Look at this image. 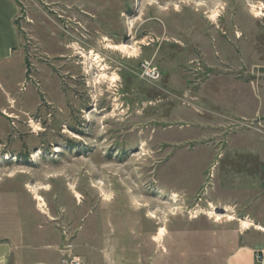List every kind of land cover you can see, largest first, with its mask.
<instances>
[{"label": "rangeland", "instance_id": "rangeland-1", "mask_svg": "<svg viewBox=\"0 0 264 264\" xmlns=\"http://www.w3.org/2000/svg\"><path fill=\"white\" fill-rule=\"evenodd\" d=\"M14 1L0 241L58 240L67 264H224L264 244V117L218 98L242 84L264 103V0Z\"/></svg>", "mask_w": 264, "mask_h": 264}, {"label": "crops", "instance_id": "crops-1", "mask_svg": "<svg viewBox=\"0 0 264 264\" xmlns=\"http://www.w3.org/2000/svg\"><path fill=\"white\" fill-rule=\"evenodd\" d=\"M17 16L18 5L14 0H0V84L4 86L8 75L12 73L10 66L20 59L21 42L16 26ZM228 88L231 91L229 97L223 92L218 95L219 103L225 109V116L245 120L264 117V103L260 102L259 95L249 85H231ZM227 99L235 100L239 105L229 107ZM252 99L256 100L255 108L249 110ZM260 124L264 129V124ZM59 246L58 240L21 244L4 239L0 241V264H62ZM257 256L260 257L259 260ZM224 264H264V244L246 240L229 253Z\"/></svg>", "mask_w": 264, "mask_h": 264}, {"label": "bare ground", "instance_id": "bare-ground-1", "mask_svg": "<svg viewBox=\"0 0 264 264\" xmlns=\"http://www.w3.org/2000/svg\"><path fill=\"white\" fill-rule=\"evenodd\" d=\"M249 7H250L253 11H254V9L256 8V6L254 5V3H252V2L249 4ZM261 15H262L261 12H258V13H257V16H261ZM216 17H217V12L213 11V13H212V15H211V19H212V20H215ZM107 48H108V49H113V50L119 51V52L124 53V54H126V53H131V54H133V53H135V48H133V46H128V45H126V44H120V45H111V44H108V45H107ZM115 80H116V78H115V77H112V78L110 79V82H111V83H114ZM33 191H35V189H33ZM36 198H37V200H38L39 202H42V201H43L42 198H41L40 196H37V195H36ZM43 205H44V204L39 205V207H40V208H43ZM42 211H43V210H42ZM43 213H44V212H43ZM212 214H213V213H212ZM214 215H215V214H214ZM220 215H221V214H220ZM220 215H219V214L215 215L216 218H217L218 220H219V218H221ZM151 218H155V217L152 215ZM230 219H231V218H230ZM241 225H242V227L245 228V229H249L250 226H253V224L251 223V221H248V220H242V221H241ZM256 228H257L258 230L264 231L263 227L257 226ZM164 234H165V229H164V228H160L158 234L154 237V240H155L156 242L159 241L162 237H164Z\"/></svg>", "mask_w": 264, "mask_h": 264}, {"label": "built area", "instance_id": "built-area-1", "mask_svg": "<svg viewBox=\"0 0 264 264\" xmlns=\"http://www.w3.org/2000/svg\"><path fill=\"white\" fill-rule=\"evenodd\" d=\"M140 73L141 77L147 81H154L159 78L158 72L149 64L148 62H142L140 65ZM257 259L259 260L260 257L257 256ZM63 264H67L65 260H62ZM70 264H82L78 259H72Z\"/></svg>", "mask_w": 264, "mask_h": 264}]
</instances>
